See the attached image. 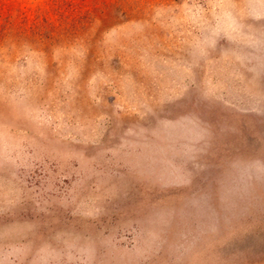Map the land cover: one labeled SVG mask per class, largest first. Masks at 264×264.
<instances>
[{
    "label": "rangeland",
    "instance_id": "1",
    "mask_svg": "<svg viewBox=\"0 0 264 264\" xmlns=\"http://www.w3.org/2000/svg\"><path fill=\"white\" fill-rule=\"evenodd\" d=\"M0 264H264V0H0Z\"/></svg>",
    "mask_w": 264,
    "mask_h": 264
}]
</instances>
